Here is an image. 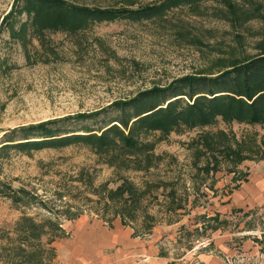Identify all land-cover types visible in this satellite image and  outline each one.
Returning a JSON list of instances; mask_svg holds the SVG:
<instances>
[{"label": "rangeland", "instance_id": "obj_1", "mask_svg": "<svg viewBox=\"0 0 264 264\" xmlns=\"http://www.w3.org/2000/svg\"><path fill=\"white\" fill-rule=\"evenodd\" d=\"M22 3L0 0V148L8 129L79 112L96 113L58 133L98 131L121 115L115 100L264 51V0H199L75 32L33 26ZM133 138L140 151L0 149V264H264V121L217 116Z\"/></svg>", "mask_w": 264, "mask_h": 264}, {"label": "trees", "instance_id": "obj_2", "mask_svg": "<svg viewBox=\"0 0 264 264\" xmlns=\"http://www.w3.org/2000/svg\"><path fill=\"white\" fill-rule=\"evenodd\" d=\"M199 0H150L145 5L120 8H100L73 3L68 0H23L21 9L29 16L30 24L41 29L75 32L91 22L129 18H150L182 3ZM13 10L1 22L12 18ZM121 110L98 131L71 130L58 133L59 125L67 120H84L94 113L69 114L62 118H49L33 124L19 125L4 133L0 149L12 147L18 150L63 147L69 144H91L107 147L114 144L126 150L140 151L141 142L133 138L139 131H162L179 125H206L217 116L238 122L264 121V51L242 61H235L212 74H184L167 85H153L139 91L129 99L115 100ZM128 132H124L128 123ZM15 135L21 136L14 139ZM21 190V189H20ZM115 190L122 193V187ZM194 264V263H189Z\"/></svg>", "mask_w": 264, "mask_h": 264}, {"label": "crops", "instance_id": "obj_3", "mask_svg": "<svg viewBox=\"0 0 264 264\" xmlns=\"http://www.w3.org/2000/svg\"><path fill=\"white\" fill-rule=\"evenodd\" d=\"M82 222L76 223L77 225H80Z\"/></svg>", "mask_w": 264, "mask_h": 264}]
</instances>
